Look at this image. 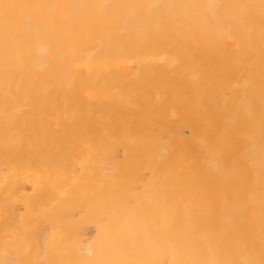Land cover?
Instances as JSON below:
<instances>
[{"label": "bare ground", "instance_id": "1", "mask_svg": "<svg viewBox=\"0 0 264 264\" xmlns=\"http://www.w3.org/2000/svg\"><path fill=\"white\" fill-rule=\"evenodd\" d=\"M0 264H264V0H0Z\"/></svg>", "mask_w": 264, "mask_h": 264}]
</instances>
